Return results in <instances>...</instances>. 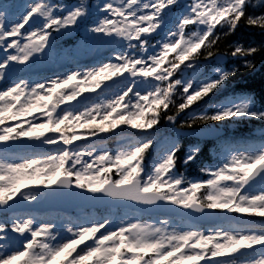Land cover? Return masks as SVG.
<instances>
[{"label": "snow or ice", "instance_id": "6c2138e0", "mask_svg": "<svg viewBox=\"0 0 264 264\" xmlns=\"http://www.w3.org/2000/svg\"><path fill=\"white\" fill-rule=\"evenodd\" d=\"M242 19L264 31V0H0V81H9L0 88V264H51L60 253V264H264V128L234 137L222 127L229 120L264 121V108L252 94L226 91L238 66H222L230 55L254 67L247 57L264 44L234 42L230 53L216 47L217 26L228 35ZM65 39L72 43L63 45ZM104 52L110 58L96 59ZM201 55L213 62L210 71ZM53 56L74 67L42 75ZM86 58L91 66L81 63ZM84 84L108 98L90 106L68 104ZM198 101L204 106L192 107ZM169 105L175 114H166ZM40 109H47L42 123L33 117L21 126L18 117ZM162 113L170 128L163 136L153 128ZM113 114L117 118L109 120ZM5 121L16 123L3 126ZM65 122L86 131L68 134ZM118 124L153 130L113 133L127 142L112 152L99 133ZM82 137L95 140L73 144ZM184 137L194 141L185 165L198 158L203 142L213 141L219 163L200 169L207 179L175 172ZM57 141L62 143L46 152L16 151ZM113 169L116 179L108 175ZM46 197L75 198L103 212L44 217L31 206ZM152 213L153 222L141 219ZM201 221L212 227L201 228Z\"/></svg>", "mask_w": 264, "mask_h": 264}, {"label": "trees", "instance_id": "16d2710c", "mask_svg": "<svg viewBox=\"0 0 264 264\" xmlns=\"http://www.w3.org/2000/svg\"><path fill=\"white\" fill-rule=\"evenodd\" d=\"M227 31L228 30L226 27L220 28L219 26H217V32L221 33V38L220 40H218L216 47H218L222 52L227 51L230 53L232 49L229 46L234 42L241 43L244 46H259L261 44H264V31H261L256 26L247 25L246 23H244L243 19L234 32L228 35H223L224 33H227ZM201 52H203V49L201 50ZM199 59L201 60V62L205 63L206 70H209V67L213 65V62L211 60L205 62L203 55H201ZM243 59L244 58H232L229 55L228 61L224 65H222L225 68H231L233 64H236L238 66V71L228 80L226 91L252 94L256 98L257 106L264 108V49L258 51L255 55L247 57V59L252 61L254 67H245L243 64ZM217 98L218 97H212V100L214 101ZM174 99L176 100L177 104L182 102V97L178 96L177 94L174 96ZM204 99L205 101L208 100L207 97H205ZM198 105L201 107L204 106L201 102L198 101L195 102L192 107H196ZM187 111L188 110H185V112ZM166 114H175V110L173 109L172 105H169V110ZM161 115L162 118L159 124L153 126V128L159 127L161 129V135L163 136L170 134V128L165 123V120L163 118L164 113H162ZM183 118L184 114H182L181 117L178 118V123L179 120ZM139 122L141 121H136V123ZM118 126L119 124L115 129H112L106 133H108L109 135L115 130H120ZM222 127L225 129V134L228 136L249 137L253 135L256 130L264 128V121L249 118H244L242 120H229ZM136 130L139 131V129L133 127L131 131L134 132ZM152 130L153 129L147 131ZM108 139H112V137H109ZM193 142L194 141L192 138L184 137L182 139V144L184 147L177 153L178 158L175 164V171L176 173L183 174L189 178L197 177L203 179L204 177H206V175L205 173H202L200 169L205 165L216 164L219 159L212 154L211 149L213 146V141L210 140L201 144V150L198 154V158L195 161L189 162L187 165H185L184 158L187 147ZM152 155L153 152L151 149L144 154V161H146L147 164H150ZM102 212L103 209L100 208L99 213L102 214ZM254 219L259 220L260 218L254 217Z\"/></svg>", "mask_w": 264, "mask_h": 264}, {"label": "rangeland", "instance_id": "374dc122", "mask_svg": "<svg viewBox=\"0 0 264 264\" xmlns=\"http://www.w3.org/2000/svg\"><path fill=\"white\" fill-rule=\"evenodd\" d=\"M20 2H24V0H20ZM77 0H52V3H56V4H59V3H65V4H68V5H71L73 3H76ZM182 3H188L190 2V0H181ZM25 27H27V25H25ZM187 31H191L193 30V26H188V28L186 29ZM11 39V38H9ZM72 43V40H69V39H65L63 41V45H69ZM11 51V50H9ZM0 55H2V52H0ZM174 53H170L169 54V60L173 59L174 57ZM111 56V53L110 52H104L103 55L101 57H97L96 59H100V60H106L107 58H110ZM54 62V63H52ZM82 64H85V65H88V66H91L92 63H93V60L92 59H83L81 61ZM164 66H167V62ZM69 67H74V65L72 64H69L67 62H65L64 60L62 59H58L56 58L55 56H53L51 58V61L49 63V65L47 66V68L41 72L42 75H51L52 72H59V71H63V70H66L67 68ZM213 67L210 66L209 67V71L211 70V68ZM123 75H128L127 72L123 73ZM179 73H175L174 74V78L176 76H178ZM80 78L78 77L77 80H79ZM113 80L116 79V77H113L112 78ZM77 81H73L72 83H76ZM9 83V81L5 80V81H0V88H3L5 84ZM105 83H112L111 80L109 81H105ZM84 87V92L81 94V95H85L86 94H89V93H92L91 92V84H84L83 85ZM101 88H103V84L101 85ZM135 90V89H134ZM95 96L92 95L89 97V99H86V100H83L81 99V96H78L75 100H72V101H69L67 102L68 104H71V105H74V104H77V102L79 101L81 104H88L89 106L92 104V103H101V100L102 99H107L108 98V95H98V93L101 92V89L97 88L95 89ZM178 96H181V93L180 91L178 90L177 93H176ZM132 93H129V96H131ZM127 100V97L125 98ZM148 105L145 104V107H147ZM65 107V105H60L59 108H63ZM82 110V108H81ZM47 109H40L36 112H33V113H30L29 115L25 116V117H18L17 120L21 123V126H24V127H27V124H24L23 122L25 120L29 121V122H32L33 121V117H37V119L35 120L36 123H42L43 122V113L46 112ZM121 112V115L123 114V112L121 110H118ZM53 115L55 116V113H53ZM150 113L146 115L145 119L149 118L150 117ZM116 114H113L112 117L109 118V120H114L116 119ZM101 119V117H97V120L94 121L93 123H97L99 122V120ZM13 123H16V121H5V124L3 126H11ZM75 123V122H74ZM81 123H83V121H81ZM107 124V121L105 122ZM160 126V125H159ZM62 128H65V131L68 133V134H72L73 132H76L78 135L83 132V131H86V129H82V128H74L72 125H69L67 122H65L64 125H61ZM120 128V130H115L113 131L111 134L108 135V133H99V135L101 137H104L105 139L100 142V143H103V144H106L107 148L110 149L112 152H115L117 150H120L121 148V145L125 144L127 141L126 139H118L116 136L113 135V133H120L121 137H129V136H133L135 134H139L143 131H147V130H150V129H147V130H141L139 129V131H134V133H132V128L133 126L131 125H125V124H119L118 126ZM123 130V131H122ZM37 132H41V131H44L43 128H38L36 129ZM45 135H51L50 132H45ZM109 137H112V139H108ZM20 139H23V140H29L31 139L30 137H23V138H20ZM42 139V137L40 138ZM92 140H95V138L93 137H82L81 139H78L76 141L73 142V144H81V143H85V142H89V141H92ZM62 141H57L56 144H53V145H41L39 147H35V148H24V149H16V151H19L21 154H25L26 152H46V151H49L50 149L52 148H55L57 146H59V144H61ZM109 143H112L114 144L113 146L110 145ZM109 144V145H108ZM143 163L146 165V166H150V164H147L146 161H143ZM219 161L216 163L218 164ZM147 170V168H146ZM176 172V171H175ZM101 175H104L103 173ZM108 175L111 176L112 179H116L118 178V175L116 173V170L114 169L111 173H108ZM143 175V173L141 174ZM206 177L203 178V179H207V174H205ZM189 178V177H188ZM41 179H43V177H41ZM25 184H27L28 186L32 187V186H46V185H39V184H32L31 181H25L24 182ZM185 187L187 185H184ZM23 190V188H22ZM25 190V189H24ZM164 190V189H163ZM166 191V190H165ZM205 195V192H204V189H201L198 193H197V197L198 198H202L203 196ZM42 198H39V201H41ZM69 201L72 200V198H68ZM46 206H49V204H46ZM85 208H77L75 210H72L68 213H59L61 215H57L59 211L57 210H47V211H43V212H40V211H37L39 212V214L41 216H44V217H55L57 219H64V218H67V217H75V216H80V215H84V214H88V215H91L93 214L94 212L96 213H99L97 209H88V210H84ZM222 211V210H220ZM233 216H236V215H240L238 213H232ZM157 216H151V217H141L142 220H145V221H148V222H153L154 220H156ZM160 219H163V216H160L159 217ZM175 220H176V223L179 224V219H177L175 217ZM208 227H212V225L210 226H205V227H201V228H208ZM103 231V230H101ZM79 247H82V245L78 246L77 247V251L79 250ZM254 247H258V246H254ZM72 255L74 256L75 253H72ZM65 258V253H60L57 257H55L51 264H60V262ZM71 257H69L70 259ZM12 264H16V261H13ZM201 264H203V262H201Z\"/></svg>", "mask_w": 264, "mask_h": 264}, {"label": "water", "instance_id": "95a60500", "mask_svg": "<svg viewBox=\"0 0 264 264\" xmlns=\"http://www.w3.org/2000/svg\"><path fill=\"white\" fill-rule=\"evenodd\" d=\"M227 61V59L225 60V62ZM94 95V93H92L91 95H87L82 97L83 100L89 99L90 96ZM58 110H60V108H58ZM3 143V142H0ZM35 188H46L47 186H34ZM53 187H55V185H53ZM46 204H49V206H46ZM78 207H90V208H98L93 206L92 204L82 201V200H78L75 198H72L71 201L68 200V197H46L43 198L41 201H39L37 204L32 205L31 206V210H37V211H47V210H60V211H71L74 210ZM121 207H125V206H121ZM216 211V210H215ZM149 215H157L155 213L149 214ZM199 223H203V224H212L206 221H201Z\"/></svg>", "mask_w": 264, "mask_h": 264}]
</instances>
